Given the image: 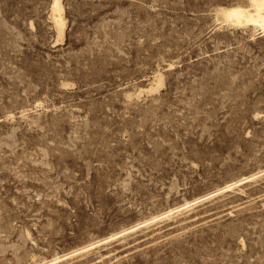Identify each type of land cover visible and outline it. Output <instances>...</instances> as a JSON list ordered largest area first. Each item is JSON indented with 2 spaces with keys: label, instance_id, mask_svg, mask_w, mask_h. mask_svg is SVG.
<instances>
[{
  "label": "rangeland",
  "instance_id": "374dc122",
  "mask_svg": "<svg viewBox=\"0 0 264 264\" xmlns=\"http://www.w3.org/2000/svg\"><path fill=\"white\" fill-rule=\"evenodd\" d=\"M248 2L62 0L59 35L0 0V264L145 221L50 264H264V32L219 10Z\"/></svg>",
  "mask_w": 264,
  "mask_h": 264
},
{
  "label": "bare ground",
  "instance_id": "6f19581e",
  "mask_svg": "<svg viewBox=\"0 0 264 264\" xmlns=\"http://www.w3.org/2000/svg\"><path fill=\"white\" fill-rule=\"evenodd\" d=\"M221 14L226 18V20L231 23V24H235V25H250L253 26L255 28H259L264 32V0H249L248 4H234V5H228L225 7H221L220 9ZM63 12H64V7L62 4V0H53V4H52V17L54 19V22L56 24V27L58 29L59 35H63L64 34V19H63ZM62 37V36H61ZM163 84V76H159L158 77V82H157V86L154 89H158L159 86H161ZM152 89V88H151ZM251 179V176H245L241 179H238L236 181L227 183L215 190H212L208 193H205L203 195H200L198 197H195L192 200L187 201L186 203L179 205L175 208H171L168 212L164 213L163 215L159 216L160 217H164V216H168L176 211L188 208L190 206L199 204L211 197H213L214 195L223 193L231 188H233L235 185L242 183V181H248ZM189 209V208H188ZM149 222V221H148ZM146 223L142 222L139 223L135 226L132 227H128L125 228L115 234L109 235L103 239H99L95 242H92L86 246H83L80 249H77L67 255H63V256H59V257H55L49 261H47L44 264H50V263H55L58 262L64 258H67L69 256H72L74 254L86 251L88 249H91L97 245H100L102 243H105L107 241H110L112 239L117 238L120 235H123L131 230H133L134 228L138 227V226H142Z\"/></svg>",
  "mask_w": 264,
  "mask_h": 264
}]
</instances>
